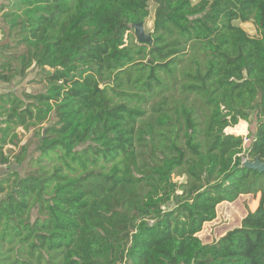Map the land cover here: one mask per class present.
Listing matches in <instances>:
<instances>
[{
    "label": "trees",
    "instance_id": "1",
    "mask_svg": "<svg viewBox=\"0 0 264 264\" xmlns=\"http://www.w3.org/2000/svg\"><path fill=\"white\" fill-rule=\"evenodd\" d=\"M0 12V82L32 69L42 88L0 92V167L27 164L0 177V264H264V172L242 166L264 160V0ZM240 119L256 120L245 145L225 131ZM257 193L239 227L198 236L219 203Z\"/></svg>",
    "mask_w": 264,
    "mask_h": 264
},
{
    "label": "rangeland",
    "instance_id": "2",
    "mask_svg": "<svg viewBox=\"0 0 264 264\" xmlns=\"http://www.w3.org/2000/svg\"><path fill=\"white\" fill-rule=\"evenodd\" d=\"M3 1V0H0ZM192 2H196L198 0H191ZM149 16L143 22L144 34L148 35L152 28L153 21V13L155 9V5L151 1L149 4ZM244 29L248 31L249 34L255 33L254 25L250 22L239 23ZM133 33V30H131ZM10 36L7 33V26L1 19L0 12V42L9 41ZM34 76V71L30 69L24 77L16 76L8 83L0 82V92L4 91H14L16 94L20 95L23 90H32L39 91L42 90L40 85L36 83H31L30 79ZM256 120L253 119V123L250 125L248 131L254 130ZM30 134L27 133L22 137L25 140ZM246 135V134H245ZM247 141V140H246ZM248 142V141H247ZM245 145V144H244ZM32 146L29 148L31 149ZM26 162L22 165L13 164L9 168L0 167V177L5 174V172L12 171L17 169L20 174H23L26 170ZM181 180L180 178H174V180ZM259 193L256 195L252 194H241L236 200L232 202H221L217 205L216 208V217L209 222H205L202 226V229L197 233L198 236L202 239L203 242H213L219 239L225 233L237 228L241 224V220L246 216L248 211L252 212L258 206Z\"/></svg>",
    "mask_w": 264,
    "mask_h": 264
},
{
    "label": "water",
    "instance_id": "3",
    "mask_svg": "<svg viewBox=\"0 0 264 264\" xmlns=\"http://www.w3.org/2000/svg\"><path fill=\"white\" fill-rule=\"evenodd\" d=\"M131 27L133 28L134 34L138 41L143 42L149 40V34L148 35L144 34V28L142 22L133 24ZM242 166L264 172V160L260 161L259 159H255L254 161H245L242 164Z\"/></svg>",
    "mask_w": 264,
    "mask_h": 264
},
{
    "label": "built area",
    "instance_id": "4",
    "mask_svg": "<svg viewBox=\"0 0 264 264\" xmlns=\"http://www.w3.org/2000/svg\"><path fill=\"white\" fill-rule=\"evenodd\" d=\"M250 125H251V123H249L248 121L240 119L235 125L227 127L225 129V131H226V133H233L235 135L243 136L244 137V144H246L248 141V135L250 133V131H248L250 128ZM244 162H245V159H243L242 163H244Z\"/></svg>",
    "mask_w": 264,
    "mask_h": 264
}]
</instances>
